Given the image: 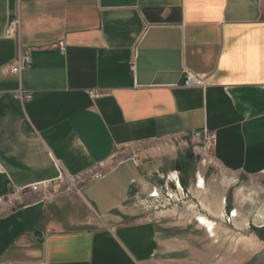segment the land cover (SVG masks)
Wrapping results in <instances>:
<instances>
[{
  "label": "crops",
  "instance_id": "0c3cea01",
  "mask_svg": "<svg viewBox=\"0 0 264 264\" xmlns=\"http://www.w3.org/2000/svg\"><path fill=\"white\" fill-rule=\"evenodd\" d=\"M204 131L224 172L264 174V0H0V264H219L183 203H138Z\"/></svg>",
  "mask_w": 264,
  "mask_h": 264
},
{
  "label": "rangeland",
  "instance_id": "374dc122",
  "mask_svg": "<svg viewBox=\"0 0 264 264\" xmlns=\"http://www.w3.org/2000/svg\"><path fill=\"white\" fill-rule=\"evenodd\" d=\"M191 135L178 138L182 140L172 139L171 152H165V155L158 157L163 167L155 172L149 171L147 180L153 186H161L167 181L166 174L170 175L172 174L170 172H173L170 178L178 174L186 197L184 196L183 205L178 204L175 208H181L186 214L195 213V223L206 231V244H211V250L217 251V257L214 258L216 262L258 264L255 261L260 259L264 261V242L255 234L261 231L258 227L264 225V174L247 177L224 172L212 161V148L207 152H203L202 149L195 150V147L201 143L197 144L198 141ZM87 179L91 181L96 178L91 176L85 180ZM65 184L60 187L56 184L49 189H57L54 190L57 195L66 191V188L72 189L71 184L77 183L68 182L67 186ZM199 184L200 188L197 187ZM169 191L171 198L174 199L176 192L173 182ZM164 205L165 207L158 210L172 206L168 203ZM150 211L149 209L145 212ZM199 215L206 216L214 222V236L198 221ZM93 220L91 226H97L100 223L96 214ZM213 239L217 242L214 243Z\"/></svg>",
  "mask_w": 264,
  "mask_h": 264
},
{
  "label": "built area",
  "instance_id": "2783aa9c",
  "mask_svg": "<svg viewBox=\"0 0 264 264\" xmlns=\"http://www.w3.org/2000/svg\"><path fill=\"white\" fill-rule=\"evenodd\" d=\"M18 24H19L18 20L16 18H12L7 25V30H6L7 35H11V36L15 35V33L17 32ZM63 48H64V46L61 45L60 50H63ZM30 66H31V58L29 55L24 54V55H21L19 57L18 61L13 66L10 67L9 71L11 73L15 74V73H18L19 71H21L23 69L29 68ZM130 68L132 71H134L135 70V64L131 63ZM183 85L185 87H190V86H194V85H196V86L203 85V77L201 75H198V74L186 72ZM90 94L92 96H95V93H93V92H90ZM13 97H14V99H17L19 101L27 100V99L31 98V93H26L23 90L19 89L18 91H16L13 94ZM191 136L195 140L198 141L197 144H199V142L201 143L198 145V147L197 146L195 147V150L200 151L202 149L203 152H207L213 147L214 136L211 132L204 131L203 133H192ZM92 176L94 178H99L101 176V174L97 173V172H93ZM172 179H171V182L174 183V188H175V192H176L175 198L172 199L170 196L169 187L171 185V182L167 180L161 186L153 187L151 189V191L147 194L149 197L154 198V200L152 199V200L145 201V203H147V205L149 203H151L150 204L151 210L156 211L157 209L165 207L164 203H168L169 205L184 203L183 201H184V198L186 197L184 195V191L179 186L178 181L176 179H173V180ZM64 181H65L64 175L61 172H59V175L52 181H44L41 183L32 184L28 187H24L23 189H30L32 191H37L40 189L46 190L49 187L53 188V186H55L56 184L60 187L61 185L65 184L66 181L65 182ZM23 189H21V190H23Z\"/></svg>",
  "mask_w": 264,
  "mask_h": 264
},
{
  "label": "bare ground",
  "instance_id": "6f19581e",
  "mask_svg": "<svg viewBox=\"0 0 264 264\" xmlns=\"http://www.w3.org/2000/svg\"><path fill=\"white\" fill-rule=\"evenodd\" d=\"M203 84H204V82H203ZM172 178H173V179H176V180L178 181V183H179V186L182 188V186H181V184H180V181H179V179H178V175L176 174L175 177H172ZM172 178H171V179H172ZM173 179H172V180H173ZM199 182H200V181H199ZM197 184H198V181H197ZM200 184H201V183H200ZM200 184L197 185L198 188L201 187ZM247 195H248V194H247ZM146 199H147V198H146ZM148 199H149V200H152V199L154 200V198H151V197H149V196H148ZM148 199H147V200H148ZM137 201H138V200H137ZM138 203H140L139 205L142 206L143 209L146 208V206H148V205L150 206V204H151V203H149V204L147 205V203H145V202H142V203H141V202H139V201H138ZM202 209H203V207H202ZM157 210H158V209H157ZM234 215H235V214H234ZM198 217H199V220H200V222L202 223V225H204V226L207 228V231L209 230V233H211V235L214 236V222L211 221V220H209V219H207L205 216H202V215H200V216H198ZM260 217H261V216H260Z\"/></svg>",
  "mask_w": 264,
  "mask_h": 264
},
{
  "label": "flooded vegetation",
  "instance_id": "af4514ba",
  "mask_svg": "<svg viewBox=\"0 0 264 264\" xmlns=\"http://www.w3.org/2000/svg\"><path fill=\"white\" fill-rule=\"evenodd\" d=\"M258 228H261V232H256L255 234H257L258 236H259V238L258 239H261V241H263L264 242V225H262V226H260V227H258ZM260 230V229H259ZM263 249H264V247H263ZM254 258V257H253ZM256 263H258V264H264V261L262 260V259H260V260H257V261H255Z\"/></svg>",
  "mask_w": 264,
  "mask_h": 264
},
{
  "label": "trees",
  "instance_id": "16d2710c",
  "mask_svg": "<svg viewBox=\"0 0 264 264\" xmlns=\"http://www.w3.org/2000/svg\"><path fill=\"white\" fill-rule=\"evenodd\" d=\"M182 184H183V182H182ZM184 185V184H183ZM258 232H261V231H258Z\"/></svg>",
  "mask_w": 264,
  "mask_h": 264
}]
</instances>
